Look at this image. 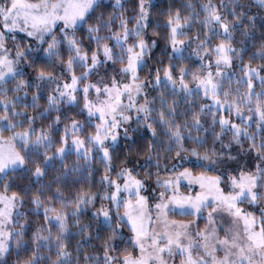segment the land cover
Wrapping results in <instances>:
<instances>
[{
    "label": "snow or ice",
    "instance_id": "6c2138e0",
    "mask_svg": "<svg viewBox=\"0 0 264 264\" xmlns=\"http://www.w3.org/2000/svg\"><path fill=\"white\" fill-rule=\"evenodd\" d=\"M0 264H264V0H0Z\"/></svg>",
    "mask_w": 264,
    "mask_h": 264
},
{
    "label": "trees",
    "instance_id": "16d2710c",
    "mask_svg": "<svg viewBox=\"0 0 264 264\" xmlns=\"http://www.w3.org/2000/svg\"><path fill=\"white\" fill-rule=\"evenodd\" d=\"M176 218H178V219H188V218H190V217H184V216H179V215H177Z\"/></svg>",
    "mask_w": 264,
    "mask_h": 264
},
{
    "label": "rangeland",
    "instance_id": "374dc122",
    "mask_svg": "<svg viewBox=\"0 0 264 264\" xmlns=\"http://www.w3.org/2000/svg\"><path fill=\"white\" fill-rule=\"evenodd\" d=\"M174 218H176V217H174ZM176 219H178V218H176ZM188 219H190V218H188ZM203 223V222H202Z\"/></svg>",
    "mask_w": 264,
    "mask_h": 264
}]
</instances>
